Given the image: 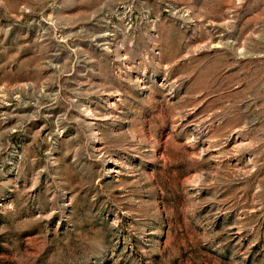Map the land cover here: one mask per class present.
I'll use <instances>...</instances> for the list:
<instances>
[{"label": "rangeland", "instance_id": "obj_1", "mask_svg": "<svg viewBox=\"0 0 264 264\" xmlns=\"http://www.w3.org/2000/svg\"><path fill=\"white\" fill-rule=\"evenodd\" d=\"M0 264H264V0H0Z\"/></svg>", "mask_w": 264, "mask_h": 264}]
</instances>
